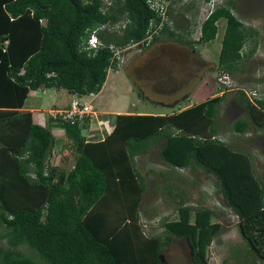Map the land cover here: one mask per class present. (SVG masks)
I'll return each instance as SVG.
<instances>
[{"label": "trees", "instance_id": "1", "mask_svg": "<svg viewBox=\"0 0 264 264\" xmlns=\"http://www.w3.org/2000/svg\"><path fill=\"white\" fill-rule=\"evenodd\" d=\"M163 1L160 14L146 0H114L104 12L101 0H0V264H163L160 253L171 234L186 239L193 264H207V248L221 228L211 209L180 196L175 218L162 221L163 238L141 230L138 205L145 180L133 158L155 140L164 162L200 167L214 176L245 246L264 264V187L250 155L216 137L223 93L166 114H103L112 129L98 141L86 138L89 117L69 123L47 110L41 125L22 109L29 90L96 94L108 69L116 70L109 44L146 48L159 30L193 48L190 39L166 25L169 0ZM233 6L230 0H213L196 37L208 43L217 32L216 21L225 19L216 67L226 74L239 69L256 46L254 40L250 52L243 49L256 30L243 24ZM119 16L124 22L115 30ZM100 25L102 47L83 49L89 32ZM233 100L244 114L232 122L233 132L243 134L249 125L264 130V96L250 101L238 89ZM54 127L73 147L68 169L48 162L57 142ZM19 246L31 248L44 262Z\"/></svg>", "mask_w": 264, "mask_h": 264}, {"label": "rangeland", "instance_id": "2", "mask_svg": "<svg viewBox=\"0 0 264 264\" xmlns=\"http://www.w3.org/2000/svg\"><path fill=\"white\" fill-rule=\"evenodd\" d=\"M201 1L169 0L167 6L166 25L181 37L190 39L193 48L167 33L153 31L157 38L146 48L134 44L120 47L119 57L115 60L116 70L108 69L101 92L94 98L84 96L81 99L91 104L96 111V120L102 116L101 123H97L101 132L111 125V120L108 122L102 111L165 114L211 94L223 93L216 112V137L250 155L254 175L264 187V130L249 125L243 134H237L230 127L236 118L244 115L233 100L238 89H242L250 101L264 96V0H230L234 14L245 26L256 30L246 39L243 49L250 52L254 40L256 46L250 56L242 59L240 68L228 74L221 73L216 67L225 19L216 21L217 32L212 40L196 42L199 24L206 12V5ZM123 22V16H119L112 28L119 30ZM32 92L26 97L24 107L32 104L37 108L39 111L35 109L34 113L38 122L45 125L46 111L60 105H53L51 89L43 94L39 90ZM96 131L88 129L86 138L95 139ZM56 137L48 162L68 169L75 156L73 147L65 144V136ZM159 146V140H155L145 153L133 158L145 180L138 205V222L144 235L163 238L162 221L175 218V202L183 196V200L192 206L211 209L221 224L207 248V264H263L245 246L237 230V218L224 206L214 176L196 166L174 168L160 159ZM26 247L19 246V249L33 260L44 262L34 250ZM189 248L185 238L171 234L168 243L162 247L160 259L163 264H193Z\"/></svg>", "mask_w": 264, "mask_h": 264}, {"label": "built area", "instance_id": "3", "mask_svg": "<svg viewBox=\"0 0 264 264\" xmlns=\"http://www.w3.org/2000/svg\"><path fill=\"white\" fill-rule=\"evenodd\" d=\"M102 5L100 6V10L102 12L106 11L108 8L107 6L112 3V0H101ZM147 4L149 5L150 8L154 10L160 11V14H163L164 10V1L163 0H146ZM206 5V12L205 16L209 13L210 9L213 7V0H208L205 2ZM103 26L100 25L97 28L92 29L88 37L86 38L84 42L83 49L85 50H96L99 47H102V42L97 36V30L102 29ZM150 38V35L146 37L145 41H148L147 39ZM143 40H140L138 43H143ZM134 45H138L137 43H133ZM147 44V43H146ZM145 44V45H146ZM130 45V44H129ZM129 45H126L127 47ZM125 46V47H126ZM108 48L110 49L112 56V59H117L119 57L118 53L121 51L119 46H115L112 44L108 45ZM50 110L49 114L53 117L59 116L61 120L69 122V123H74L76 121H83L86 117L92 116L94 114L91 106L89 103L86 102H81L78 99H72L69 103V107L67 109H57V110Z\"/></svg>", "mask_w": 264, "mask_h": 264}, {"label": "crops", "instance_id": "4", "mask_svg": "<svg viewBox=\"0 0 264 264\" xmlns=\"http://www.w3.org/2000/svg\"><path fill=\"white\" fill-rule=\"evenodd\" d=\"M103 85H104V82H103V84H102V87L100 88V90H99L96 94H85V95H83V97H84V96H90V97L94 98L95 96H97V95L101 92V90H102V88H103ZM50 89L52 90V95H53V100H52V102L54 103L53 105H56V104H59V105H60V106L51 107V108H62V107H65V106L67 105L68 101L70 100V98L73 96V94H69V93H67L64 89H54V88H45V89L29 90L27 96H28L29 93L32 92V91H33V92H36L37 90H39L40 94H43L46 90H50ZM33 92H32V93H33ZM65 95H66L67 97H65ZM27 96H26V97H27ZM49 97H50V94H49ZM25 100H26V98H25ZM25 100H24V103H25ZM51 108H49L48 111H49ZM22 109H23V110H29V111L31 112L33 118H34L35 120L38 121V119H37L38 116L35 115L34 111H35V109H36V111H39V110H37V108L32 107V104H31L30 107H29V106H25V107H24V104H23ZM99 112H100V111H99ZM102 113H117V112H114V111H102ZM124 113H126V112H124ZM128 113H147V112L129 111ZM165 114H166V113H165ZM41 118H42V117H41ZM45 118H46V117H45ZM45 118H44V121H45ZM94 134H95V137H94L95 139H93L92 141H98V140H101L102 137H103V135H101V133H99V131H96ZM102 134H103V133H102ZM59 136H63V135L61 134V135H59ZM89 140H91V139H89Z\"/></svg>", "mask_w": 264, "mask_h": 264}, {"label": "clouds", "instance_id": "5", "mask_svg": "<svg viewBox=\"0 0 264 264\" xmlns=\"http://www.w3.org/2000/svg\"><path fill=\"white\" fill-rule=\"evenodd\" d=\"M113 1L114 0H112V3H113ZM101 5H102V2H101ZM205 9H206V6H205ZM211 9H213V7L211 8ZM210 9V10H211ZM90 94H92V93H90ZM83 97V95L82 96H79V97H76L74 94H73V96L70 98V100L68 101V103H67V105L65 106V107H62V108H51L50 110H57V109H67L68 107H69V103H70V101L72 100V99H78L79 101H81V102H85V101H83L81 98ZM86 103H88V102H86ZM90 104V103H89ZM90 106H91V104H90ZM91 108H92V106H91ZM49 110V111H50ZM92 110H93V112H94V114L92 115V116H89V124H88V127H87V129H93V130H97V131H99V129H98V125H97V123H101V120H102V116H100V117H98V119L96 120V111H94V109L92 108ZM48 111V112H49ZM104 114H106V113H104ZM85 120V119H84ZM84 120L83 121H81V122H84ZM77 122H80V121H77ZM108 122H109V119H108ZM112 129V124L111 125H107V129H103V130H111ZM51 131H52V133L54 134V135H56V136H59V135H63V132H62V130L58 127H54V128H52L51 129ZM104 131H101V132H99V133H101V135H103L102 133H103ZM92 135V134H91Z\"/></svg>", "mask_w": 264, "mask_h": 264}, {"label": "water", "instance_id": "6", "mask_svg": "<svg viewBox=\"0 0 264 264\" xmlns=\"http://www.w3.org/2000/svg\"><path fill=\"white\" fill-rule=\"evenodd\" d=\"M161 261V260H160Z\"/></svg>", "mask_w": 264, "mask_h": 264}]
</instances>
